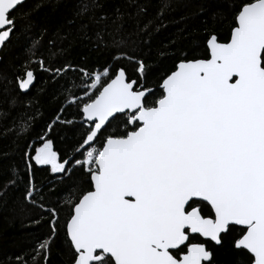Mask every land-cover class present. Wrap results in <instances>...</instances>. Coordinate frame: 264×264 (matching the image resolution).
Here are the masks:
<instances>
[{
    "label": "snow or ice",
    "instance_id": "6c2138e0",
    "mask_svg": "<svg viewBox=\"0 0 264 264\" xmlns=\"http://www.w3.org/2000/svg\"><path fill=\"white\" fill-rule=\"evenodd\" d=\"M22 3L0 0V46L15 32ZM234 19L230 41L212 34L209 58L181 59L162 77L158 98L143 83L149 66L122 39L104 44L111 50L100 70L54 67L33 59L34 51L21 66L16 86L25 94L39 79L37 68L53 82L78 74L64 85L67 108L77 109L84 129L78 151L66 158L45 137L34 155L26 153L29 168L34 161L62 178L77 169L90 177V190H65L72 264H211L213 253L193 241L198 235L221 244L233 226H241L234 247L243 264H264V0H242ZM122 61L137 65V79ZM67 108L62 104L53 124ZM33 123L21 113L16 134ZM41 191L30 180L24 198L52 217V236L32 257L48 264L60 216L38 203Z\"/></svg>",
    "mask_w": 264,
    "mask_h": 264
},
{
    "label": "trees",
    "instance_id": "16d2710c",
    "mask_svg": "<svg viewBox=\"0 0 264 264\" xmlns=\"http://www.w3.org/2000/svg\"><path fill=\"white\" fill-rule=\"evenodd\" d=\"M241 2L26 0L18 6L14 13L15 32L0 53V264H44L43 256L35 262L32 257L38 242L52 236V217L25 200L30 180L42 189L43 199L38 203L55 208L60 216L48 264H72L74 249L66 232L70 200L66 188L73 185L77 193L90 190V177L82 169L74 171L69 180L52 173L50 166L34 161L31 168L26 165L29 158L26 153L34 155L33 147H39L45 137L53 141L54 150L62 156H72L78 151L77 142L84 131L77 109L67 108L64 95L65 82L76 78L77 73L69 72L63 80L53 82L47 72L37 68L39 79L35 86L26 94L17 88L16 76L30 54L36 52L33 59L43 56L54 67L71 64L100 70L109 60L111 50L104 44L122 39L128 54H135V58L149 66L143 83L158 98L162 77L174 71L181 59L209 57L207 41L212 34L220 42L230 40L236 8ZM101 16L107 19L100 20ZM122 65L132 79H137V65L129 61H122ZM62 104L67 111L59 123L53 124ZM25 112L34 117V123L25 133L17 135L18 117ZM13 169L18 171L17 176L13 175ZM10 180L16 181L14 186L8 183ZM201 207L209 211L207 205ZM240 228L233 226L219 245L198 236L195 240L205 243L213 253L211 264H243L244 253L234 247Z\"/></svg>",
    "mask_w": 264,
    "mask_h": 264
},
{
    "label": "water",
    "instance_id": "95a60500",
    "mask_svg": "<svg viewBox=\"0 0 264 264\" xmlns=\"http://www.w3.org/2000/svg\"><path fill=\"white\" fill-rule=\"evenodd\" d=\"M26 0H23V3L25 2ZM230 39H231V37H230ZM230 41V40H229ZM2 49H3V46H0V53H1V51H2ZM209 58V57H208ZM200 59H205V58H200ZM0 60H1V57H0ZM175 71V70H174ZM241 227V226H240ZM204 239H207V240H210V239H208V238H204ZM213 242V241H212ZM215 243V242H214ZM216 244V243H215ZM217 245H219V244H217ZM204 263V262H203Z\"/></svg>",
    "mask_w": 264,
    "mask_h": 264
},
{
    "label": "flooded vegetation",
    "instance_id": "af4514ba",
    "mask_svg": "<svg viewBox=\"0 0 264 264\" xmlns=\"http://www.w3.org/2000/svg\"><path fill=\"white\" fill-rule=\"evenodd\" d=\"M198 236V235H197ZM199 237V236H198ZM203 238V237H202ZM204 239V238H203ZM204 240H207V239H204ZM193 242H199V241H196V240H194Z\"/></svg>",
    "mask_w": 264,
    "mask_h": 264
},
{
    "label": "bare ground",
    "instance_id": "6f19581e",
    "mask_svg": "<svg viewBox=\"0 0 264 264\" xmlns=\"http://www.w3.org/2000/svg\"><path fill=\"white\" fill-rule=\"evenodd\" d=\"M1 57V56H0Z\"/></svg>",
    "mask_w": 264,
    "mask_h": 264
}]
</instances>
